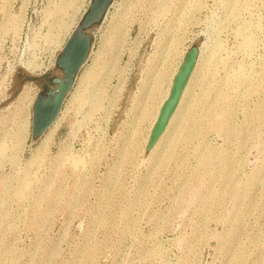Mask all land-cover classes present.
Wrapping results in <instances>:
<instances>
[{
  "label": "rangeland",
  "instance_id": "rangeland-1",
  "mask_svg": "<svg viewBox=\"0 0 264 264\" xmlns=\"http://www.w3.org/2000/svg\"><path fill=\"white\" fill-rule=\"evenodd\" d=\"M91 2L0 0V264H264V0H113L35 140Z\"/></svg>",
  "mask_w": 264,
  "mask_h": 264
},
{
  "label": "water",
  "instance_id": "water-1",
  "mask_svg": "<svg viewBox=\"0 0 264 264\" xmlns=\"http://www.w3.org/2000/svg\"><path fill=\"white\" fill-rule=\"evenodd\" d=\"M113 0H92L87 13L78 28L71 35L57 58L56 68L61 77L49 79L48 86L37 96L33 106L32 137L39 139L58 118L65 99L72 90L76 77L89 58L92 47V36L89 31L99 25ZM194 53L187 60L182 72L176 78L170 100L162 109L161 116L151 141L159 134L163 124L181 91L183 83L193 62Z\"/></svg>",
  "mask_w": 264,
  "mask_h": 264
},
{
  "label": "bare ground",
  "instance_id": "bare-ground-1",
  "mask_svg": "<svg viewBox=\"0 0 264 264\" xmlns=\"http://www.w3.org/2000/svg\"><path fill=\"white\" fill-rule=\"evenodd\" d=\"M249 39V38H248ZM252 41V40H251ZM250 40H246L245 42H244V46H245V48H247V49H253L254 48V44H253V42H251ZM215 49H221L222 47H221V45H220V43L217 41V42H215ZM213 47V48H214ZM214 49V50H215ZM213 51V50H212ZM217 51V50H216ZM216 51H214V52H216ZM213 52V53H214ZM252 52V51H251ZM210 53H212V52H210ZM212 53V54H213ZM215 55V54H214ZM213 55V56H214ZM211 59H212V56L211 55H204V53H202V54H200L199 55V57H198V59H197V63H196V65H195V68H194V70H193V72H192V74H191V76H190V79H189V82H188V84H187V86H186V88H185V90L183 91V94H182V98H181V100H180V102H179V105H178V108H177V111H175L174 112V114L171 116V118H170V121H169V123H168V127H167V130L165 131V133H167L173 126H174V124H175V122H176V120H177V117H178V114L180 113V110H181V107H182V103H183V101H184V99H185V96L186 95H189V92H190V89H191V86L195 83V81L197 80V78H198V75L199 74H201L202 72H204L206 69H208V67H209V63H211ZM210 66H212V65H210ZM213 70H216V67L214 66V68L212 69V71ZM214 72V71H213ZM215 73H216V71H215ZM214 77H215V75H214ZM170 90V89H169ZM207 92H209L210 91V86H209V88L206 90ZM207 94V93H206ZM168 95H169V91H167L166 92V94H165V96H164V98H163V100H162V102L161 103H163L166 99H167V97H168ZM35 103V102H34ZM33 106H34V104H33ZM62 114V113H61ZM32 116H33V112H32ZM59 119H60V116H58V118L56 119V121L53 123V125L49 128V130H52L53 128H55V126H57V124H58V122H59ZM32 122H33V117H32ZM161 137H163V135L161 136Z\"/></svg>",
  "mask_w": 264,
  "mask_h": 264
},
{
  "label": "trees",
  "instance_id": "trees-1",
  "mask_svg": "<svg viewBox=\"0 0 264 264\" xmlns=\"http://www.w3.org/2000/svg\"><path fill=\"white\" fill-rule=\"evenodd\" d=\"M156 138H157V137L154 138V140L152 141V143L155 141Z\"/></svg>",
  "mask_w": 264,
  "mask_h": 264
}]
</instances>
